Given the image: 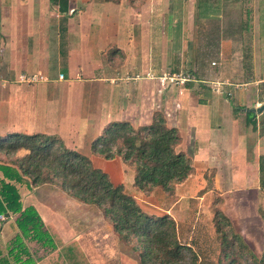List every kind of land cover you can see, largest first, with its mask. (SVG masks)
<instances>
[{
    "label": "crops",
    "instance_id": "1",
    "mask_svg": "<svg viewBox=\"0 0 264 264\" xmlns=\"http://www.w3.org/2000/svg\"><path fill=\"white\" fill-rule=\"evenodd\" d=\"M203 1L219 9L215 15L212 9L205 14L200 25L193 15H198ZM229 1L230 10L226 0H69L63 11L59 2L54 5L51 0H0V138L58 136L69 149L97 164L100 158L92 154L91 144L107 125L129 121L146 126L155 112H161L169 126L178 128L180 148L192 158L194 173L176 186L168 207L164 198L153 212L169 214L191 228L186 218L175 215L174 208L182 206L185 197L180 191L195 184V178L205 184L204 195L215 193L224 203L230 201L229 195H238L233 204L240 211L256 205L264 193L260 184L264 134L248 125L247 114L264 107V0L252 2L251 34H243L245 41L237 48L233 44L239 29L233 26L227 34L225 30L226 20L240 18L241 4ZM212 34L217 37L218 57L212 62L217 66V84L250 86L255 99L252 107L241 102L247 98L235 94L193 89L211 75L202 52L209 51ZM246 36L250 38L247 47ZM195 51H201V56H194ZM246 55L250 61L245 66ZM62 60L68 77L51 71L52 62L56 66ZM182 68L190 71L183 76ZM179 75L183 78L176 79ZM262 109L256 114L258 122ZM0 158L11 160L4 153ZM22 189L24 209L33 206L40 213L47 208L36 192L42 195L43 189ZM179 212L185 214L186 209ZM16 221L0 220V238L18 227ZM98 222L107 224L103 219ZM192 235L187 241L199 251L202 245L193 243ZM73 239L69 258L89 260L79 251L80 239Z\"/></svg>",
    "mask_w": 264,
    "mask_h": 264
},
{
    "label": "trees",
    "instance_id": "2",
    "mask_svg": "<svg viewBox=\"0 0 264 264\" xmlns=\"http://www.w3.org/2000/svg\"><path fill=\"white\" fill-rule=\"evenodd\" d=\"M51 2H59L65 11L69 0ZM247 115L248 125L263 135L264 115H260L259 122L252 111L248 110ZM181 143L178 128L169 126L163 113L155 112L146 126H134L129 121L110 123L92 142L91 151L108 163L120 158L131 166L135 171L133 185L146 195L160 189L174 198L176 186L194 173L192 158L181 150ZM22 152L21 156H13ZM1 153L11 156V160L0 158V216L10 219L17 215L21 230L7 247L15 264H35L24 238L53 245L39 212L33 206L24 209L20 193L22 187L48 184L59 186L83 206L100 210L118 240L133 245L139 264H213L203 261L206 259L201 238H192L193 243L202 245L200 252L187 241L191 228L169 214L145 207L122 183H115L89 156L69 149L60 137L18 134L0 138ZM261 172L260 184L264 188V169ZM216 197L214 204L224 202ZM213 220L220 250L215 264H264V258H259L244 235L237 232L232 216L223 206L215 209ZM0 264L13 263L8 256L0 257Z\"/></svg>",
    "mask_w": 264,
    "mask_h": 264
},
{
    "label": "rangeland",
    "instance_id": "3",
    "mask_svg": "<svg viewBox=\"0 0 264 264\" xmlns=\"http://www.w3.org/2000/svg\"><path fill=\"white\" fill-rule=\"evenodd\" d=\"M227 1L228 0H226L225 3L226 10L227 8L230 10L232 9L230 4L231 1H229V3ZM252 2L254 3V0H240V18H235L236 20H226V34L228 33L227 29L233 28V26L239 29V35L234 36L237 39L233 44L235 48H237L235 45L240 44L241 41H245V39H242L243 34L247 35V33H249L248 30L251 27L250 20L252 21V13L254 11ZM194 6L196 8V5ZM189 9H191V7ZM211 9L212 13L215 15L219 7L217 8L215 5L213 6L208 4L207 1H203V3L199 5L198 15H195L194 13L193 16L196 17V20L199 21L200 25L203 23L201 18L205 14L210 13ZM187 21H190V18H188ZM211 27V31L215 33V24H213V22ZM262 29L264 32V17ZM178 31L176 32L178 33L177 38L180 34V31ZM202 32H204L203 29ZM182 33H184L183 30H181V34ZM216 39L217 37L215 34L209 35V45L207 46L209 51L202 52L204 59H207L210 63L208 70L209 74L211 75L209 78H206L207 80H203L207 81L203 82V84L199 83L198 81L194 85L193 89L195 91H203L204 93L207 92V90L212 92L220 91L225 95L227 93L233 95V97L236 95V98H247L246 101L241 102L247 104L246 106L252 107L253 104H255V99L253 98L254 96H252L253 91L249 90L250 86L239 84L231 86L224 83L217 84V75H215V68L217 66L212 64V62L216 61V58L218 57L215 44ZM249 43L250 38L246 36V42L244 43L245 46L247 47ZM198 54L201 56V51L194 52V56L196 55L197 57ZM249 61L246 56H243V63L245 66L249 63ZM54 64L55 63L52 62L53 66H51V71L55 75L58 74V71H61V73L65 76H69L67 75L68 71L64 64V60H62L61 63H58L59 65L54 66ZM184 70L185 68H182L183 72L177 73L183 74L184 76L185 73L188 74L190 71L188 70L187 72H184ZM183 76L179 75L175 78H183ZM211 79L213 81H211ZM241 102L238 104H241ZM233 103L234 105L237 104L235 100ZM252 112L255 114L258 113L257 110ZM245 120L246 119H244V121ZM99 160L100 162H96V166L109 173L115 183H122L125 186V189L130 194L134 195L145 207H149L152 210H159L156 206V203H158L159 200L162 201L164 198L165 200H163V204L165 207L169 206L168 203H170L169 201L172 200L169 196L164 194L162 190L156 189L150 194L146 195L145 193L136 189L133 185L135 175L134 169L131 166L124 164L120 158H117L109 163L102 159ZM261 169H264V163L261 164ZM261 174L262 172H260V175ZM191 183L192 186H190L189 183L188 188L182 189V191H180L181 195L185 198L182 206L178 205V207H175L174 210L177 211L175 215L178 218L187 219L186 221H188L189 226H191V232L194 233V236L196 235L197 238H201L204 249L203 253L205 254L203 256L206 259L203 260L204 263L215 264L220 251L213 220L215 209L219 208L220 206H223L226 212L232 216L237 232L244 235L257 256L259 258H264V193L260 197V202L259 198L256 199V197H254V199L258 200V204H254V206L253 204L248 205L250 208L245 209L243 212L233 204L238 199V195H229L230 197L227 199H230V201L226 203L222 202V204H220L216 202V204H214L215 200H217V195H215V193L204 195L203 188L205 187V184L200 178H195V184L194 182ZM209 186L210 183L208 182V188ZM22 188L24 189L25 187ZM38 189H43L44 192L42 195H39L40 192L36 190H32V193L33 191H36L38 193L39 202H41L42 205L47 204V208H43L39 215L41 214L40 217L45 224V230L49 232L53 239V245L50 243L45 245L43 243L39 244L34 240H29V238L23 239L35 264H38L40 260L43 261L44 259L45 261H43V264H139L138 254L134 251L133 245L123 244L118 240L117 236L112 234V228L109 226V224L107 225L98 222L103 219L100 215V210L97 208L90 209L83 206L76 200L67 196L66 192L57 185L48 184L38 187ZM245 199L247 198L245 197ZM250 199L252 202L253 197L250 196ZM154 203L155 205H153ZM185 209V214H181V212H179ZM171 213H174L173 209L171 210ZM178 213L181 214V217ZM3 217L7 219L5 215H3ZM11 219L13 221L16 220L17 215H12ZM96 220L97 222L95 225L93 224V221ZM18 234H21V230L18 227H15L13 231H10L6 234L5 239L0 238V257L9 256V259L13 264H15L14 260L12 255L9 254L7 247L13 242ZM73 238L80 239L79 251L82 253V255H87V257L90 258L89 260L87 258H83V256L77 261L69 258V254H73V248L71 246L72 241L74 240ZM77 243L78 242H75V244ZM102 253H105L106 255H102ZM23 258L25 259L26 255H24Z\"/></svg>",
    "mask_w": 264,
    "mask_h": 264
},
{
    "label": "built area",
    "instance_id": "4",
    "mask_svg": "<svg viewBox=\"0 0 264 264\" xmlns=\"http://www.w3.org/2000/svg\"><path fill=\"white\" fill-rule=\"evenodd\" d=\"M176 77V76H175ZM178 79H180V78H178ZM28 81H31L30 79H27ZM32 80H36L35 78H33ZM171 80L173 81V82H175V81H178V80H175V78L174 77H172L171 78ZM5 218L3 217V216H0V220H4Z\"/></svg>",
    "mask_w": 264,
    "mask_h": 264
},
{
    "label": "water",
    "instance_id": "5",
    "mask_svg": "<svg viewBox=\"0 0 264 264\" xmlns=\"http://www.w3.org/2000/svg\"><path fill=\"white\" fill-rule=\"evenodd\" d=\"M262 108H264V107H262ZM262 108H261V109H259V110H258V112H260L261 110H263Z\"/></svg>",
    "mask_w": 264,
    "mask_h": 264
}]
</instances>
